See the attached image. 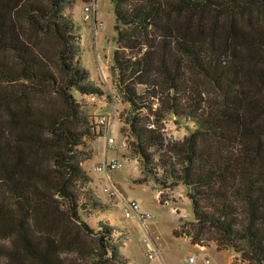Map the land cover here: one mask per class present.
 <instances>
[{
  "label": "trees",
  "instance_id": "obj_1",
  "mask_svg": "<svg viewBox=\"0 0 264 264\" xmlns=\"http://www.w3.org/2000/svg\"><path fill=\"white\" fill-rule=\"evenodd\" d=\"M78 1L90 0H0V234L13 237L10 264H23L19 251L69 264L62 253L82 233L97 237L86 264H127L117 226L86 221L104 210L83 168L103 124L79 98L104 93L81 64L68 11ZM111 2V70L131 150L158 187H185L191 243L213 240L264 264V0ZM167 115L195 127L165 141Z\"/></svg>",
  "mask_w": 264,
  "mask_h": 264
},
{
  "label": "rangeland",
  "instance_id": "obj_2",
  "mask_svg": "<svg viewBox=\"0 0 264 264\" xmlns=\"http://www.w3.org/2000/svg\"><path fill=\"white\" fill-rule=\"evenodd\" d=\"M95 4L94 17L98 23L96 28L91 19H83V2H76L68 10L73 15L81 36V64L87 69L90 80L104 93L93 103L85 98H79V101L94 122L101 116L107 118L105 124L99 128L101 134L87 142L86 149L90 155L83 162V168L90 177L87 186L92 195L104 205V210H94L86 221L94 229L100 222L116 225L121 236V240L116 243L117 248L131 264H156L161 260L166 264H189L183 259L193 254L196 258L192 264H246L241 258H237L240 257L239 253L231 248L220 250L213 240L204 239L202 244L206 251L200 250L189 242L186 236L177 232L178 228L193 221L191 203L185 195V187L181 184L158 187L154 177L147 175L129 146L131 139L123 124L127 105L122 102L115 89V75L111 70L113 51L116 49L114 6L111 0H96ZM260 20L264 18L259 17ZM107 95L111 96V100ZM162 123L165 141L181 140L195 127V123L190 119L172 115H167ZM107 137L113 138L110 147L107 146ZM110 157L126 158L128 163L106 172L95 170L96 164ZM155 157L151 170L158 180H162L163 172L157 163L160 161ZM165 160L168 164V159ZM108 183L113 185L115 196L103 192V187ZM132 200L137 203L138 212L150 214L152 218L142 223L134 216L125 217L123 210L126 202ZM149 236L157 250L153 259L147 257L143 241L144 238H150ZM12 239V235L0 234V256L3 264H10L6 255ZM96 240V235L82 233L78 242L62 255L69 264H86V252L95 246ZM78 246L81 248L77 249ZM19 256L23 264H35L21 251L17 254V257ZM238 259L241 261L237 262Z\"/></svg>",
  "mask_w": 264,
  "mask_h": 264
},
{
  "label": "built area",
  "instance_id": "obj_3",
  "mask_svg": "<svg viewBox=\"0 0 264 264\" xmlns=\"http://www.w3.org/2000/svg\"><path fill=\"white\" fill-rule=\"evenodd\" d=\"M95 2H96V0H90L88 2H85L84 6H83V12H84L83 19L84 20L91 19L94 28H96L98 25V23L94 17V13H95V9H96ZM95 100H96V97L92 96L88 99V102L93 103ZM106 119H107L106 116H101L98 118V123L105 124ZM112 144H113V138L107 137V146L110 147ZM127 163H128V160L126 158H116V157L104 158L103 161H101L95 165V170L98 172H106L108 170H115V169H118L120 167H123ZM103 192L108 193L110 196L116 195V191H115L113 185L110 183L106 184L103 187ZM123 214L125 217L134 216V217H136V219L138 221H140L142 223L145 222L146 220L152 218L150 214H144V213L138 212V205L133 200L126 202V205H125L124 210H123ZM143 241L145 243L147 257L149 259H153L157 253V250L154 246V242L150 238H144ZM196 247L200 250H205V246L203 244L196 243ZM195 258H196V255L193 254V255L188 256L187 258H184L183 261L186 263L192 264V263H194ZM237 258H240V257H237ZM240 261H241V259H238L237 262H240ZM156 264H166V263L163 261H160Z\"/></svg>",
  "mask_w": 264,
  "mask_h": 264
},
{
  "label": "crops",
  "instance_id": "obj_4",
  "mask_svg": "<svg viewBox=\"0 0 264 264\" xmlns=\"http://www.w3.org/2000/svg\"><path fill=\"white\" fill-rule=\"evenodd\" d=\"M158 194V193H157ZM137 230V229H136ZM149 231V233L151 232V230H148ZM178 233H180L179 235H182V236H186L185 234H184V232L181 230V228H178V231H177ZM150 237V236H149ZM186 238L189 240V242H190V238L189 237H187L186 236ZM150 239H152L151 237H150ZM153 241V240H152ZM154 242V241H153ZM193 244V243H192ZM155 245V244H154ZM195 247H196V243L195 244H193ZM204 251H206V249L204 250ZM161 261H163V260H161ZM127 264H131L130 262H128L127 261ZM169 264V263H168Z\"/></svg>",
  "mask_w": 264,
  "mask_h": 264
}]
</instances>
